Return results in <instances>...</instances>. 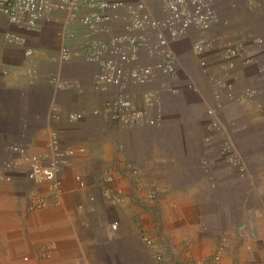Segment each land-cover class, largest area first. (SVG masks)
I'll list each match as a JSON object with an SVG mask.
<instances>
[{"label":"crops","instance_id":"crops-1","mask_svg":"<svg viewBox=\"0 0 264 264\" xmlns=\"http://www.w3.org/2000/svg\"><path fill=\"white\" fill-rule=\"evenodd\" d=\"M258 3L250 9L241 0H224L217 6L219 22L211 35L221 46L244 44L245 56L260 54L262 47L253 39L264 40V0ZM56 17L38 31L24 32L25 48L0 41V264H157L142 240L145 232L155 237L167 264H264V92L244 104L226 101V133L206 141V110L214 104L209 74H226L242 91L255 79V68L246 67L241 58L232 69L224 68L223 60L211 57L204 71L190 41L182 40L175 48L188 44L190 61L172 82L177 93L163 95L162 125L126 129L103 114L114 91H95L97 64L81 58L51 60L64 47H80L86 36L79 21L68 22L63 13ZM27 48L37 52L34 58L26 57ZM30 65L37 66L39 79L14 75ZM76 113L83 118L70 121ZM52 132L64 149L86 150L61 169L59 205L47 185L27 179L25 167L5 169L15 157L6 151L10 144L50 157ZM225 137L245 159L244 179L221 154ZM127 163L139 169L144 191L157 194L147 211L129 204L115 207L102 197L101 179L109 169L119 187L132 190L134 179L122 170ZM34 197L42 199L40 209L32 208ZM224 238L227 249L216 263L213 256ZM47 247L50 258L45 257Z\"/></svg>","mask_w":264,"mask_h":264},{"label":"built area","instance_id":"built-area-1","mask_svg":"<svg viewBox=\"0 0 264 264\" xmlns=\"http://www.w3.org/2000/svg\"><path fill=\"white\" fill-rule=\"evenodd\" d=\"M224 0H0V41L9 46L26 47L28 38L24 32H34L44 25L57 20L56 14L63 13L68 22L79 21L85 28L86 36L80 47H64L52 61L69 62L75 58L84 59L100 67L96 76V92L111 93L114 96L107 101L103 114L109 123L126 129H146L159 127L164 119V93H177L172 82L178 77L180 61L175 45L185 39L192 30L208 33L218 22V5ZM250 9L260 5L258 0H241ZM235 8L236 4L233 3ZM216 39L202 36L192 46V52L199 57L200 65L207 71L211 54L218 57L232 69L239 58L246 67H254L256 77L249 79L250 85L237 91L234 84L226 77L211 73L208 82L212 86L214 104L208 106L206 113L210 119L207 126V143L214 142V137L226 133L222 119L226 101L247 103L264 92V56L259 54L244 55L246 46H216ZM254 43L264 47V40L255 37ZM218 42V41H217ZM222 47H225L222 49ZM261 48V49H262ZM36 51L25 49L28 58H34ZM3 73L9 75L8 69ZM15 76H23L35 81L39 79L36 65H30ZM22 77V78H23ZM56 79L50 78L54 83ZM57 83V82H56ZM257 87H250L252 84ZM189 89L199 93V87L190 84ZM61 88V87H60ZM140 96V98H138ZM83 114H71L70 121H80ZM229 124L233 125L234 122ZM123 148V146H120ZM6 151L15 157L5 163V169L26 168L27 179L36 185H47L48 194L56 205L61 203L63 180L61 169L77 154L86 152L81 147L77 150L61 145L56 132L50 134L51 156L36 155L28 147L10 144ZM220 151L226 163L236 169L238 177L244 179L248 168L242 153L230 137L221 142ZM6 170V171H7ZM134 179L130 192L117 185L113 170H106L101 179L103 199L112 206L130 205L146 210L156 202L157 194L145 190L139 169L125 164L122 169ZM5 179L11 180L5 175ZM79 185L85 186L80 176ZM116 184L114 187L113 185ZM41 198L32 199V208H41ZM92 200L94 198L92 197ZM112 228H118L117 223ZM246 226L239 228V236L244 237ZM142 240L157 264H167L159 250L155 237L145 232ZM227 249V239H222L213 260L221 262ZM49 247L45 248V257H51Z\"/></svg>","mask_w":264,"mask_h":264},{"label":"rangeland","instance_id":"rangeland-1","mask_svg":"<svg viewBox=\"0 0 264 264\" xmlns=\"http://www.w3.org/2000/svg\"><path fill=\"white\" fill-rule=\"evenodd\" d=\"M214 28V27H213ZM212 28V29H213ZM211 29V30H212ZM211 30L208 32V33H201V32H197V31H195V30H192L190 33H189V35L185 38V39H183V40H186V41H190V43L192 44V46H193V44H195V42L197 41V40H199L202 36H208V37H211L212 39L213 38H215V37H213V35H211ZM217 41H218V39H216ZM215 40V41H216ZM216 41V46H221V42L220 41H218L217 42ZM222 43H224V42H222ZM224 45V44H223ZM226 47V46H225ZM225 47H222V49H224ZM176 49V48H175ZM177 51V54H178V57H179V61H180V67H182V71H184L185 72V70H186V68H185V66L184 65H186V64H188L189 63V61H190V57H189V53H188V44H186V45H182L181 46V48L180 49H178V50H176ZM261 55L262 56H264V47L262 48V50H261ZM211 57H215V55L213 56V53L211 54ZM190 80L192 81V82H194V83H197V80L196 79H194L193 78V80L190 78ZM195 85V84H194ZM250 87H257V84H252V86H250ZM154 192V191H153ZM156 202H157V199H156ZM155 202V203H156ZM149 207L150 206H148L147 207V209L145 210V211H147L148 209H149Z\"/></svg>","mask_w":264,"mask_h":264},{"label":"clouds","instance_id":"clouds-1","mask_svg":"<svg viewBox=\"0 0 264 264\" xmlns=\"http://www.w3.org/2000/svg\"><path fill=\"white\" fill-rule=\"evenodd\" d=\"M225 109V108H224ZM223 112H224V110H223ZM223 116V115H222ZM223 119V118H222ZM224 121V120H223ZM225 123V122H224ZM230 123V122H229ZM226 125V124H225Z\"/></svg>","mask_w":264,"mask_h":264}]
</instances>
